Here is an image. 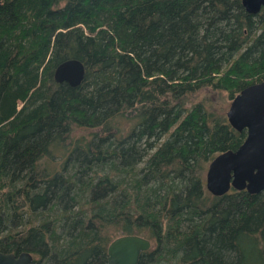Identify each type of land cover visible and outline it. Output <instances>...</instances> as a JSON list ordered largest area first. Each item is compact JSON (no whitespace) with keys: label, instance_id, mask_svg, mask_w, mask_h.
Wrapping results in <instances>:
<instances>
[{"label":"trees","instance_id":"trees-1","mask_svg":"<svg viewBox=\"0 0 264 264\" xmlns=\"http://www.w3.org/2000/svg\"><path fill=\"white\" fill-rule=\"evenodd\" d=\"M81 83H57L65 59ZM264 81V6L240 0H0V252L105 264H264V190L203 172L245 137L226 105ZM121 119L127 123L122 125Z\"/></svg>","mask_w":264,"mask_h":264},{"label":"water","instance_id":"water-1","mask_svg":"<svg viewBox=\"0 0 264 264\" xmlns=\"http://www.w3.org/2000/svg\"><path fill=\"white\" fill-rule=\"evenodd\" d=\"M244 11L257 14L264 0H240ZM57 83L70 87L79 85L84 76L83 64L74 58L58 63L52 72ZM229 126L245 131V137L234 150L215 155L204 172V187L213 196L226 194L230 189L257 194L264 190V81L241 88L230 100L225 111ZM149 241L139 235H121L106 247V264H138ZM27 251L0 252V264H30Z\"/></svg>","mask_w":264,"mask_h":264},{"label":"rangeland","instance_id":"rangeland-1","mask_svg":"<svg viewBox=\"0 0 264 264\" xmlns=\"http://www.w3.org/2000/svg\"><path fill=\"white\" fill-rule=\"evenodd\" d=\"M229 103H230V102H229ZM229 103L226 105V109H227ZM225 111H226V110H225ZM120 121H121V124H122V125H124V124L127 123L124 119H121ZM203 177H204V172H203ZM118 236H119V235H118ZM118 236H116V237H118ZM113 239H114V238H113ZM150 246H151V242H150Z\"/></svg>","mask_w":264,"mask_h":264},{"label":"flooded vegetation","instance_id":"flooded-vegetation-1","mask_svg":"<svg viewBox=\"0 0 264 264\" xmlns=\"http://www.w3.org/2000/svg\"><path fill=\"white\" fill-rule=\"evenodd\" d=\"M121 235H128V234H121ZM121 235H119V236H121ZM129 235H136V234H129ZM143 237V236H142ZM143 238H145V237H143ZM145 239H147V238H145ZM148 241H149V239H147ZM149 243H150V241H149ZM149 248H150V244H149ZM148 248V249H149ZM105 264H106V262H105Z\"/></svg>","mask_w":264,"mask_h":264}]
</instances>
